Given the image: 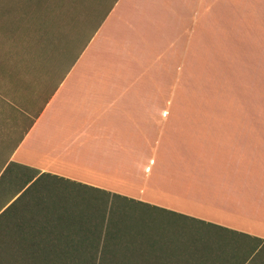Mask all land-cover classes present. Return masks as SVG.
<instances>
[{
  "label": "crops",
  "instance_id": "crops-1",
  "mask_svg": "<svg viewBox=\"0 0 264 264\" xmlns=\"http://www.w3.org/2000/svg\"><path fill=\"white\" fill-rule=\"evenodd\" d=\"M242 1L118 0L3 162L264 241V128H170Z\"/></svg>",
  "mask_w": 264,
  "mask_h": 264
},
{
  "label": "rangeland",
  "instance_id": "rangeland-1",
  "mask_svg": "<svg viewBox=\"0 0 264 264\" xmlns=\"http://www.w3.org/2000/svg\"><path fill=\"white\" fill-rule=\"evenodd\" d=\"M113 1L0 0V136L3 128H21V118L31 122L44 107ZM236 5L232 31L219 37L218 47L206 46L202 79L188 84L186 112L170 128H264V0ZM4 155L0 142V163ZM53 192H59L48 197L53 206L89 212L88 201ZM134 212L122 217L124 233L143 245L162 244L150 252L154 257L181 260L202 253L201 236L183 218ZM255 257L248 264H261L264 250Z\"/></svg>",
  "mask_w": 264,
  "mask_h": 264
},
{
  "label": "trees",
  "instance_id": "trees-1",
  "mask_svg": "<svg viewBox=\"0 0 264 264\" xmlns=\"http://www.w3.org/2000/svg\"><path fill=\"white\" fill-rule=\"evenodd\" d=\"M117 1H113L90 39ZM0 164V264H248L264 250V241L248 234L170 214L14 162ZM55 189L70 199L88 201L89 212L53 206L48 197L59 194L53 192ZM132 209L135 215L146 218L151 212L183 218L191 224L189 231L201 236L202 253L181 260L168 255L154 257L150 252L162 244L143 245L124 233L122 217Z\"/></svg>",
  "mask_w": 264,
  "mask_h": 264
},
{
  "label": "bare ground",
  "instance_id": "bare-ground-1",
  "mask_svg": "<svg viewBox=\"0 0 264 264\" xmlns=\"http://www.w3.org/2000/svg\"><path fill=\"white\" fill-rule=\"evenodd\" d=\"M143 186V185H142ZM122 188V187H121ZM124 188V187H123ZM140 195V194H139Z\"/></svg>",
  "mask_w": 264,
  "mask_h": 264
}]
</instances>
